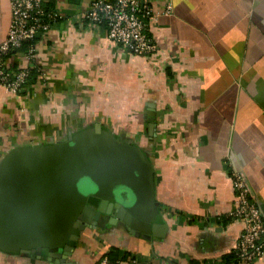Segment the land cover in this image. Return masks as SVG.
Masks as SVG:
<instances>
[{
	"label": "crops",
	"instance_id": "1",
	"mask_svg": "<svg viewBox=\"0 0 264 264\" xmlns=\"http://www.w3.org/2000/svg\"><path fill=\"white\" fill-rule=\"evenodd\" d=\"M93 1L44 0L62 17L38 36L34 61L23 48L8 55L12 70L38 71L18 94L0 88V159L102 123L147 150L166 226L151 239L122 225L86 229L70 261L98 264L114 249L135 264H239L227 258L244 229L228 216L233 172L264 218V0H151L157 48L144 56L84 18ZM10 23V0H0V42ZM0 264L48 262L0 250Z\"/></svg>",
	"mask_w": 264,
	"mask_h": 264
},
{
	"label": "water",
	"instance_id": "2",
	"mask_svg": "<svg viewBox=\"0 0 264 264\" xmlns=\"http://www.w3.org/2000/svg\"><path fill=\"white\" fill-rule=\"evenodd\" d=\"M155 189L147 150L102 123L18 145L0 159V250L74 264L86 229L122 225L141 238L162 236Z\"/></svg>",
	"mask_w": 264,
	"mask_h": 264
},
{
	"label": "built area",
	"instance_id": "3",
	"mask_svg": "<svg viewBox=\"0 0 264 264\" xmlns=\"http://www.w3.org/2000/svg\"><path fill=\"white\" fill-rule=\"evenodd\" d=\"M10 4V27L6 39L0 42V88L18 94L35 66L12 70L7 64L9 53L27 45L26 58L33 62L38 36L48 32L62 15L48 9L44 0H10ZM83 15L86 20L105 25L109 38L134 54L149 55L157 48L148 34V19L153 15L151 0H94ZM232 175L237 198L235 208L228 216L244 223L234 252L236 263L246 264L264 256V218L244 174L235 171ZM127 261L135 264L139 258H119L117 263ZM98 264L113 262L104 254Z\"/></svg>",
	"mask_w": 264,
	"mask_h": 264
},
{
	"label": "trees",
	"instance_id": "4",
	"mask_svg": "<svg viewBox=\"0 0 264 264\" xmlns=\"http://www.w3.org/2000/svg\"><path fill=\"white\" fill-rule=\"evenodd\" d=\"M23 49H27V45H25L24 47H23ZM13 51H11L9 54H11ZM38 71V68L37 67H34V68H32V70H31V74H30V76H29V78H28V81H27V83H29V81L33 78V76L36 74V72ZM79 129H81V128H79ZM135 141V140H134ZM136 142V141H135ZM40 143H42V142H40ZM106 255H108L109 256V258L112 260V262H113V264H118L117 263V260L119 259V258H121V259H127V257L125 256V255H119V252H117L116 250H114V249H111L110 251H108L107 253H105ZM104 255V254H103ZM102 255V256H103ZM101 256V257H102ZM100 257V258H101ZM228 259H230V260H228V261H234V263H236V254H235V252H233V254L232 255H230L229 257H227Z\"/></svg>",
	"mask_w": 264,
	"mask_h": 264
},
{
	"label": "flooded vegetation",
	"instance_id": "5",
	"mask_svg": "<svg viewBox=\"0 0 264 264\" xmlns=\"http://www.w3.org/2000/svg\"><path fill=\"white\" fill-rule=\"evenodd\" d=\"M117 136H120V134H117ZM59 139H61V138H59ZM121 139H123L125 141H133V140H130V139L125 138L123 135H121Z\"/></svg>",
	"mask_w": 264,
	"mask_h": 264
},
{
	"label": "rangeland",
	"instance_id": "6",
	"mask_svg": "<svg viewBox=\"0 0 264 264\" xmlns=\"http://www.w3.org/2000/svg\"><path fill=\"white\" fill-rule=\"evenodd\" d=\"M79 185H80V188H81L82 190H84V191L86 190V188H85V184H83L82 181H80V184H79Z\"/></svg>",
	"mask_w": 264,
	"mask_h": 264
}]
</instances>
